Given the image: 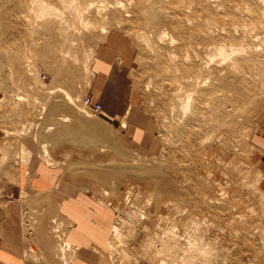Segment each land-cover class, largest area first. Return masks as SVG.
Listing matches in <instances>:
<instances>
[{
  "label": "rangeland",
  "instance_id": "374dc122",
  "mask_svg": "<svg viewBox=\"0 0 264 264\" xmlns=\"http://www.w3.org/2000/svg\"><path fill=\"white\" fill-rule=\"evenodd\" d=\"M108 46L126 88L95 115ZM29 168L110 211L102 264H264V0H0V185Z\"/></svg>",
  "mask_w": 264,
  "mask_h": 264
},
{
  "label": "crops",
  "instance_id": "0c3cea01",
  "mask_svg": "<svg viewBox=\"0 0 264 264\" xmlns=\"http://www.w3.org/2000/svg\"><path fill=\"white\" fill-rule=\"evenodd\" d=\"M111 55H114L111 46L97 51L93 66L94 86L102 92V108L107 113H116L119 112L115 107L121 97L119 93L126 87L125 77L116 69ZM30 169L25 171L23 182L0 185V264H102L103 252L110 242V211L96 204L88 192L73 191L72 186L54 185L51 178L32 185L27 176ZM47 173L38 172L39 178H44ZM24 195L30 198V206L39 211L42 219L38 234L26 231L23 225ZM48 205L52 209L49 207L48 210ZM50 213L56 216L51 220L52 227L56 224L67 227L65 236L57 237L60 248L59 240L47 233ZM65 243L69 246L66 256L60 250ZM70 252L71 258L67 259Z\"/></svg>",
  "mask_w": 264,
  "mask_h": 264
},
{
  "label": "bare ground",
  "instance_id": "6f19581e",
  "mask_svg": "<svg viewBox=\"0 0 264 264\" xmlns=\"http://www.w3.org/2000/svg\"><path fill=\"white\" fill-rule=\"evenodd\" d=\"M44 2V1H43ZM152 25V24H151ZM220 53H221V55H222V53H223V55H224V52H222V50H220ZM216 97V98H215ZM214 98H212V100L214 101L215 100V104L216 105H219V104H221V101H219V100H221V99H219L217 96H215ZM218 98V99H217ZM71 100V99H70ZM220 109H219V107H217V111H219ZM65 119V118H64ZM66 121V120H65ZM92 129H94V131H92V132H94V135H95V137H94V139H93V143L95 144L96 142H98V140L99 139H104L105 137H106V133H105V129L102 127V126H100V125H98V124H93V128ZM27 131L29 130V128H27L26 129ZM48 130H51V128L50 129H48ZM26 133V132H25ZM102 141V140H101ZM99 143V142H98ZM43 146V149H45V155L46 154H48L47 152H49L48 151V149H47V146L44 144V145H42ZM51 164V163H50ZM67 249H69V246H68V244L67 243H65V245H62L61 246V250H62V252H65V251H67Z\"/></svg>",
  "mask_w": 264,
  "mask_h": 264
},
{
  "label": "built area",
  "instance_id": "2783aa9c",
  "mask_svg": "<svg viewBox=\"0 0 264 264\" xmlns=\"http://www.w3.org/2000/svg\"><path fill=\"white\" fill-rule=\"evenodd\" d=\"M83 105L95 115L101 114L103 111L102 104L94 97V95H87L83 99Z\"/></svg>",
  "mask_w": 264,
  "mask_h": 264
}]
</instances>
